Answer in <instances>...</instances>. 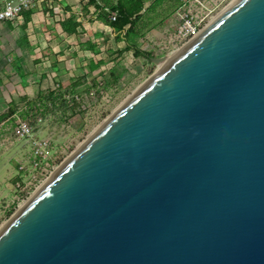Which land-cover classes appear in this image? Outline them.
Returning a JSON list of instances; mask_svg holds the SVG:
<instances>
[{
	"label": "water",
	"instance_id": "obj_1",
	"mask_svg": "<svg viewBox=\"0 0 264 264\" xmlns=\"http://www.w3.org/2000/svg\"><path fill=\"white\" fill-rule=\"evenodd\" d=\"M0 264H264V0L129 94L0 225Z\"/></svg>",
	"mask_w": 264,
	"mask_h": 264
},
{
	"label": "rangeland",
	"instance_id": "obj_2",
	"mask_svg": "<svg viewBox=\"0 0 264 264\" xmlns=\"http://www.w3.org/2000/svg\"><path fill=\"white\" fill-rule=\"evenodd\" d=\"M182 1L82 0L74 11L45 9L34 20L0 24V113L13 109L0 120V225L25 199L13 189L16 164L29 148L13 135L16 121L49 138L61 163L157 68L131 51L116 54L124 46L118 26L125 30L136 15L127 40L151 57L165 56L178 49L169 36ZM102 20L115 22L114 29ZM49 93L61 95L53 107L46 105Z\"/></svg>",
	"mask_w": 264,
	"mask_h": 264
},
{
	"label": "built area",
	"instance_id": "obj_3",
	"mask_svg": "<svg viewBox=\"0 0 264 264\" xmlns=\"http://www.w3.org/2000/svg\"><path fill=\"white\" fill-rule=\"evenodd\" d=\"M45 1L0 0V24L12 23L25 12L31 14L40 10ZM231 1L183 0L175 11L177 22L174 31L169 36L172 46L181 47L222 10L228 4L226 2ZM109 19L114 20L115 14H111ZM13 135L16 140L22 139L29 146L28 152L16 164L13 182L15 192L26 199L60 163L56 164L55 156L51 153L49 138L35 137L28 121L17 120Z\"/></svg>",
	"mask_w": 264,
	"mask_h": 264
},
{
	"label": "trees",
	"instance_id": "obj_4",
	"mask_svg": "<svg viewBox=\"0 0 264 264\" xmlns=\"http://www.w3.org/2000/svg\"><path fill=\"white\" fill-rule=\"evenodd\" d=\"M135 17H136V15H134L132 18H130L128 20L127 23H125V24H127V27L125 28V30H122V27H123L122 25L118 26V30L122 31V35L120 36V38L123 41L124 46L121 49L116 50V54H121L124 51H131V54L134 57H142V58H148L149 59L150 56H149V53L148 52L142 50L141 48H139L138 46H136L134 43L129 42L127 40L126 36H125V32L131 29V27H132V25L134 23ZM102 22L105 25H107L108 27H110L111 29H114L115 22H112V21H109V20H102ZM81 81H83L82 78H81V80L75 82V85L81 83ZM60 97H61L60 94L49 93L48 101L46 102V105L49 106V107H53L54 106V103H55L54 102L55 99L60 98ZM62 102L63 101L61 100L60 103H62ZM12 111H13V109L12 108H9L7 110V112L0 113V120L2 118H4L7 114H10ZM14 180H15V178H14Z\"/></svg>",
	"mask_w": 264,
	"mask_h": 264
},
{
	"label": "crops",
	"instance_id": "obj_5",
	"mask_svg": "<svg viewBox=\"0 0 264 264\" xmlns=\"http://www.w3.org/2000/svg\"><path fill=\"white\" fill-rule=\"evenodd\" d=\"M80 1L82 0H46L40 10H37L36 12H33L31 14L28 12H25L21 14L20 17L14 20L12 23H3V24H6V25L15 24L17 20H20L21 18H24V17H30L32 20H34L35 17L39 15L38 13L42 15V13L45 12V9H51L52 12L59 13V14L67 12L68 10L74 11L76 6H79ZM87 8L89 9L90 5H88ZM103 25L101 24V26ZM2 30H4V27L0 26V31Z\"/></svg>",
	"mask_w": 264,
	"mask_h": 264
},
{
	"label": "bare ground",
	"instance_id": "obj_6",
	"mask_svg": "<svg viewBox=\"0 0 264 264\" xmlns=\"http://www.w3.org/2000/svg\"><path fill=\"white\" fill-rule=\"evenodd\" d=\"M176 51V50H175ZM175 51L165 55L164 59L162 61H160L159 63H157V67L160 66L170 55H172Z\"/></svg>",
	"mask_w": 264,
	"mask_h": 264
}]
</instances>
